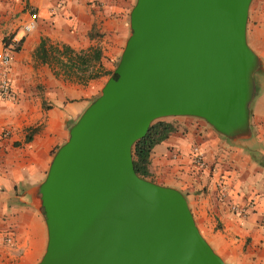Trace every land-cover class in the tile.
<instances>
[{
  "label": "water",
  "instance_id": "water-1",
  "mask_svg": "<svg viewBox=\"0 0 264 264\" xmlns=\"http://www.w3.org/2000/svg\"><path fill=\"white\" fill-rule=\"evenodd\" d=\"M253 0H136L101 93L70 126L38 186L47 243L37 264H226L185 195L138 176L132 148L154 121L196 118L251 137L264 74L247 42Z\"/></svg>",
  "mask_w": 264,
  "mask_h": 264
},
{
  "label": "crops",
  "instance_id": "crops-1",
  "mask_svg": "<svg viewBox=\"0 0 264 264\" xmlns=\"http://www.w3.org/2000/svg\"><path fill=\"white\" fill-rule=\"evenodd\" d=\"M135 1L0 0V52L6 36L20 41L9 67L16 98L0 100V264L40 261L47 233L38 186L70 126L113 74ZM32 12L36 28L25 33ZM247 42L264 70V0L251 4ZM41 44L45 61L37 56ZM76 54L89 59L80 65L82 80L55 61L67 63ZM260 87L250 106L249 139L223 138L199 123L177 129L150 156L151 178L185 195L201 235L226 264H264V74ZM193 146L204 153L207 169L192 165ZM232 204L248 206V217L230 212Z\"/></svg>",
  "mask_w": 264,
  "mask_h": 264
},
{
  "label": "trees",
  "instance_id": "trees-1",
  "mask_svg": "<svg viewBox=\"0 0 264 264\" xmlns=\"http://www.w3.org/2000/svg\"><path fill=\"white\" fill-rule=\"evenodd\" d=\"M20 48L17 47L16 51ZM52 51H59L58 49H53ZM63 53L68 54L70 51L67 49H63ZM37 56L41 58L43 61L46 60V52L44 50V46L41 44L39 49L37 50ZM66 63L61 62L59 60H55L58 64L61 65L64 73L67 76H76L78 79L85 78L84 70L80 69L81 66L88 65L89 59L83 57L82 55H77ZM77 68V69H76ZM78 72H81L79 75ZM91 78V75H89ZM177 131L175 125L171 122H167L163 119L154 121L150 128L148 129L146 135L135 143L132 148V159H133V166L136 174L144 179H150V172H149V164H150V156L156 146L166 141L173 133ZM223 137V136H222ZM225 138V137H223ZM27 141L30 140V137L26 139ZM54 154V152L52 153ZM152 181V180H151Z\"/></svg>",
  "mask_w": 264,
  "mask_h": 264
},
{
  "label": "built area",
  "instance_id": "built-area-1",
  "mask_svg": "<svg viewBox=\"0 0 264 264\" xmlns=\"http://www.w3.org/2000/svg\"><path fill=\"white\" fill-rule=\"evenodd\" d=\"M37 14L32 12L29 21H27L22 29L25 33H30L36 28ZM20 46V41L11 36H6L4 39V50L0 52V100L11 101L16 98L9 74V67L12 62L13 54L16 52L17 47ZM190 159L192 165L199 171L207 169V163L204 153L198 146H193L190 151ZM221 197H226L224 187L221 188ZM230 212L238 215L241 218H247L250 212L248 206H239L232 204L229 207ZM264 224V215L261 219Z\"/></svg>",
  "mask_w": 264,
  "mask_h": 264
},
{
  "label": "rangeland",
  "instance_id": "rangeland-1",
  "mask_svg": "<svg viewBox=\"0 0 264 264\" xmlns=\"http://www.w3.org/2000/svg\"><path fill=\"white\" fill-rule=\"evenodd\" d=\"M256 0H253L252 3H254ZM264 95L263 94H260L259 95V98ZM256 101V100H255ZM167 122H171L175 125L176 129L180 130V131H185L186 129H188L189 127H194L195 125L197 124H202V125H207L204 121L200 120V119H196V118H183V117H178V118H166V119H163ZM208 126V125H207ZM177 132V131H176ZM150 180V179H148ZM151 180L153 182L156 183V180L157 179H152ZM150 180V181H151Z\"/></svg>",
  "mask_w": 264,
  "mask_h": 264
}]
</instances>
